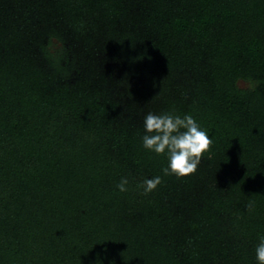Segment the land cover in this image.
<instances>
[{
  "label": "trees",
  "instance_id": "obj_1",
  "mask_svg": "<svg viewBox=\"0 0 264 264\" xmlns=\"http://www.w3.org/2000/svg\"><path fill=\"white\" fill-rule=\"evenodd\" d=\"M165 111L212 143L144 194ZM259 234L264 0H0V264H256Z\"/></svg>",
  "mask_w": 264,
  "mask_h": 264
},
{
  "label": "clouds",
  "instance_id": "obj_2",
  "mask_svg": "<svg viewBox=\"0 0 264 264\" xmlns=\"http://www.w3.org/2000/svg\"><path fill=\"white\" fill-rule=\"evenodd\" d=\"M143 128L142 147L166 160L160 175L145 177L138 183L144 194L154 191L165 176L183 177L194 173L212 143L208 131L190 113L149 112L144 116ZM128 186L127 176H122L116 185L120 192L128 191ZM254 255L256 264H264V234L258 235Z\"/></svg>",
  "mask_w": 264,
  "mask_h": 264
},
{
  "label": "rangeland",
  "instance_id": "obj_3",
  "mask_svg": "<svg viewBox=\"0 0 264 264\" xmlns=\"http://www.w3.org/2000/svg\"><path fill=\"white\" fill-rule=\"evenodd\" d=\"M60 47V44L56 41V40H53L52 41V44L50 46V50L53 52V51H57ZM240 87H248L249 84H246L244 82H240L239 83Z\"/></svg>",
  "mask_w": 264,
  "mask_h": 264
}]
</instances>
